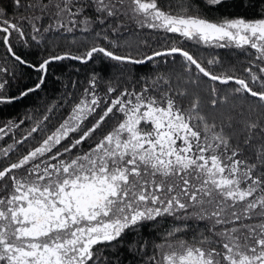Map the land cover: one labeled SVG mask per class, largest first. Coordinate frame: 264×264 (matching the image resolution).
<instances>
[{"label":"snow or ice","instance_id":"6c2138e0","mask_svg":"<svg viewBox=\"0 0 264 264\" xmlns=\"http://www.w3.org/2000/svg\"><path fill=\"white\" fill-rule=\"evenodd\" d=\"M0 141V264H264V0H0Z\"/></svg>","mask_w":264,"mask_h":264},{"label":"trees","instance_id":"16d2710c","mask_svg":"<svg viewBox=\"0 0 264 264\" xmlns=\"http://www.w3.org/2000/svg\"><path fill=\"white\" fill-rule=\"evenodd\" d=\"M235 11V10H233ZM215 15V14H213ZM156 35L155 33L149 35L148 34V30H145L144 33L141 35V38L142 39H147L149 41L152 40V37ZM182 46H185V47H190V45L188 44H185V45H182ZM220 54L221 56H227V52L226 50H220ZM229 59H231L232 57H228ZM177 59H179V57H177ZM63 65H54L53 66V72L55 74H59L61 69H62ZM144 71L147 70V66L144 67L143 69ZM105 71H107V68L105 69ZM35 74H33L34 76ZM81 76H83V72L81 73ZM53 80H54V76H50L49 77V83L47 85V90L46 92L44 93H40L39 94V97H44V96H48L49 99H52L54 98L55 96V92H56V86L53 84ZM39 97H32L31 99H26L24 102H22L21 104H19L15 109L12 110L13 114H15L16 112H20V113H23L24 110H25V106H28V107H32V106H35V105H39L40 104V99ZM43 109L41 108V111ZM57 123V120H54L53 121V125H55ZM51 127V125H50ZM6 140H8V138L6 137L5 138ZM10 142V141H9ZM4 142L3 141H0V144H3ZM25 149L23 148V146H21V151H24ZM12 159H15V154H13L12 156ZM144 235L147 236L149 233H148V229L145 228L144 230ZM128 239H131V236L128 237Z\"/></svg>","mask_w":264,"mask_h":264}]
</instances>
